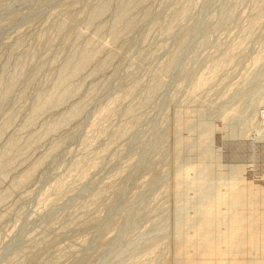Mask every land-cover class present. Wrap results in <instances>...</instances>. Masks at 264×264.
<instances>
[{
    "label": "rangeland",
    "instance_id": "374dc122",
    "mask_svg": "<svg viewBox=\"0 0 264 264\" xmlns=\"http://www.w3.org/2000/svg\"><path fill=\"white\" fill-rule=\"evenodd\" d=\"M175 258L264 264V0H0V264Z\"/></svg>",
    "mask_w": 264,
    "mask_h": 264
},
{
    "label": "water",
    "instance_id": "95a60500",
    "mask_svg": "<svg viewBox=\"0 0 264 264\" xmlns=\"http://www.w3.org/2000/svg\"><path fill=\"white\" fill-rule=\"evenodd\" d=\"M232 148V150H236L238 147H239V142L237 141V140H232V143H231V145H230ZM230 146L228 147L227 146V143L226 142H224V153H223V159L226 161V162H228V165L227 166H224L223 167V169H225L223 172L225 173L226 171H228V167H229V162H230V158H229V152L230 151H228L229 150V148H230ZM185 229H187V228H185ZM184 229V230H185ZM174 245H175V240H174ZM174 249H175V247H174ZM175 264H180L177 260H176V258H175Z\"/></svg>",
    "mask_w": 264,
    "mask_h": 264
}]
</instances>
